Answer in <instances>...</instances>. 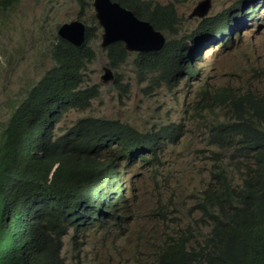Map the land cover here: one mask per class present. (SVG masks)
Returning <instances> with one entry per match:
<instances>
[{"label":"trees","instance_id":"obj_1","mask_svg":"<svg viewBox=\"0 0 264 264\" xmlns=\"http://www.w3.org/2000/svg\"><path fill=\"white\" fill-rule=\"evenodd\" d=\"M18 1L0 0V12ZM78 1L82 8L90 6V0ZM116 1L137 14L146 13L142 4L153 3ZM164 13L168 20H175L172 5L166 6ZM124 51L122 42L109 46L113 67ZM94 58L95 51L85 44L59 42L51 51L52 66L20 102L2 131L0 264H68L61 252L64 236L72 231V247L77 250L88 229L104 228L123 215L120 209L126 196L118 165L113 158L114 175L107 183L99 182L105 165L102 157L138 151L153 161L161 138L168 137L160 132L142 133L120 120L87 117L52 140L50 122L56 121L53 116L59 110L85 109L100 96L98 85H86L85 70ZM115 83L128 92L119 77ZM254 118L264 120V104L258 105L250 122L240 128L235 152L237 155L248 149L258 157L256 172L264 178L259 171L264 163V126H257ZM232 166H241L235 157ZM224 196L230 198L228 193ZM220 201L221 197L219 200L209 194L201 206L200 220L214 222L204 241L192 243L189 236L172 235L157 244V264H264V236L257 237L250 222L240 219L242 214L228 212Z\"/></svg>","mask_w":264,"mask_h":264},{"label":"clouds","instance_id":"obj_2","mask_svg":"<svg viewBox=\"0 0 264 264\" xmlns=\"http://www.w3.org/2000/svg\"><path fill=\"white\" fill-rule=\"evenodd\" d=\"M111 1L132 12L139 21L151 27L156 37L150 40L148 46L134 49L128 47L126 41L122 39L105 45L106 30L97 16L95 0H90V6H83V8L77 0L78 15L56 25L54 38L47 49H50L49 57L51 58V51L59 45V42L67 41L74 46L85 44L92 48L95 51V58L90 63H93L97 59V51L92 45V41L100 37L102 39L101 47L106 51L107 66L104 67V75H106V70H110L113 77L107 81H114L116 89L124 93L122 88L115 83L116 78H120L128 92L131 90V85L123 83L121 75H116L114 72L133 54V62L138 74L137 80L140 83H148L145 91L152 90L153 86H160V84L165 85V91L168 94H176L177 89L192 90V94L196 98V111L205 112L204 116L207 119L205 127H208L209 141L213 147L208 158L210 161L209 182L200 190L194 200H189L187 213L190 216L184 220L176 221L173 232L167 233L159 242H155V237L149 242L154 246V264H157V253L159 252V249H156L157 244L168 240L172 235H176L175 237L179 236L178 234L189 236L191 239L189 241L192 243L204 241L214 227L212 220H200L203 217L201 206L208 201L209 194L216 196L219 200L221 197L220 202L228 212L234 215L238 212L242 214L240 219H247L255 235L262 238L264 236V178L256 172L258 157H253L252 152L248 149H244L236 155L235 147L239 139L240 128L250 122L256 107L264 104V0H227L226 4L220 7H217V0H192L191 4H195L186 16L179 14L175 1L162 3L152 0L153 3L145 7L142 4V8L146 9L145 14H137L124 7L119 1ZM184 1L186 0H180V4ZM169 5L175 9L174 21L168 20L164 13L165 7ZM74 21L82 23L85 28V36L81 44L73 43L61 32L65 24H71ZM89 21L92 26L88 24ZM117 42L123 43L125 51L119 56V63L113 67L109 58V46ZM88 67L85 70L86 76ZM103 80L106 81L104 77ZM154 81L155 84H153ZM86 85H88L87 82ZM94 99L96 98L92 99L88 107L92 105ZM85 109L69 107L59 110L53 116L56 121L50 122L52 140L63 136L80 119L95 117L79 118L74 125L59 132L60 122L66 113L71 110ZM254 120L257 126H264V120L256 118ZM4 128L1 130L0 140ZM215 128L229 131L232 135L228 136L225 132L217 131ZM153 130L139 131L150 132V134L160 132V134L168 136L164 140L161 138L156 148L157 158L153 161L148 160L150 156L142 157L137 153L138 151H125V156L117 153L102 157L105 165L99 182L107 183L114 175V158L118 165L120 182L123 183L126 200L120 209V213L123 214L120 221L112 220L104 228L95 227L88 230L107 229L108 227L121 228L129 220L132 203L126 195L128 189L126 175L130 174V170L134 166H147L152 173L159 197V201L152 209V212L155 213L154 216L165 222L170 220L168 216L173 219L178 217L180 210L177 209V199L179 197L173 194L168 202L163 200L170 182L168 176L159 167V163L168 144L182 136L183 124L167 123L161 129ZM224 137H227L226 142L222 141ZM233 157L236 158L237 163L241 164L239 168L232 166ZM57 166L58 164L55 165V168ZM259 171L264 174V163ZM223 192L224 194L228 193L230 198L227 199L222 194ZM158 210L161 212L159 213ZM195 215H198L199 218ZM65 238H68L69 242L71 241L69 234L64 236L63 242ZM84 245L83 243L80 248L74 250L71 241V248L75 255H80ZM63 257L65 256L63 255ZM65 259L70 264L66 257ZM76 264L81 263L77 261Z\"/></svg>","mask_w":264,"mask_h":264},{"label":"rangeland","instance_id":"obj_3","mask_svg":"<svg viewBox=\"0 0 264 264\" xmlns=\"http://www.w3.org/2000/svg\"><path fill=\"white\" fill-rule=\"evenodd\" d=\"M154 1H175L182 16L195 4H191L192 0L181 4L180 0ZM226 2L217 0V7ZM78 12L77 0H20L0 12V133L28 91L52 66L50 49H47L56 25L75 18ZM88 24L92 26L90 21ZM101 40L99 37L92 41L97 59L87 70V84L99 85L101 94L85 110L66 113L59 132L87 116L120 120L143 132L161 129L167 123H182V136L168 144L159 163L170 182L163 200L168 202L176 194L180 213L176 219L168 216L170 220L166 222L154 216L152 209L159 197L152 173L147 166H134L126 175V195L132 203L129 220L121 228L88 230L80 255L74 254L71 241L65 238L62 253L70 264L77 261L81 264H154V246L149 242L153 237L159 242L173 232L176 221L189 217V200H194L209 182L208 158L213 147L208 127H205L207 119L205 112L196 111L192 90L177 89L176 94H168L165 85L160 84L145 91L148 83L137 80L133 54L114 72L121 75L123 83H130L131 90L127 94L118 91L114 81H104L107 61Z\"/></svg>","mask_w":264,"mask_h":264},{"label":"water","instance_id":"obj_4","mask_svg":"<svg viewBox=\"0 0 264 264\" xmlns=\"http://www.w3.org/2000/svg\"><path fill=\"white\" fill-rule=\"evenodd\" d=\"M95 8L100 22L105 26V45L122 39L126 41L128 47L136 49L148 46L150 40L156 37L151 27L139 21L132 12L122 8L118 3L111 0H95ZM61 32L75 44H81L84 40L85 28L80 22L65 24ZM103 77L107 81L113 75L110 70H106Z\"/></svg>","mask_w":264,"mask_h":264}]
</instances>
